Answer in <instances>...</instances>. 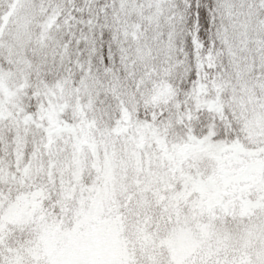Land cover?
<instances>
[{"label": "snow or ice", "instance_id": "1", "mask_svg": "<svg viewBox=\"0 0 264 264\" xmlns=\"http://www.w3.org/2000/svg\"><path fill=\"white\" fill-rule=\"evenodd\" d=\"M0 264H264V0H0Z\"/></svg>", "mask_w": 264, "mask_h": 264}]
</instances>
